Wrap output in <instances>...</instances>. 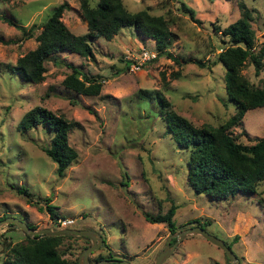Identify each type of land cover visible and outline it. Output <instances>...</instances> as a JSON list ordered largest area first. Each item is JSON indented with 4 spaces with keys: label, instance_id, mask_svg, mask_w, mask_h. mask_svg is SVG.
Instances as JSON below:
<instances>
[{
    "label": "rangeland",
    "instance_id": "374dc122",
    "mask_svg": "<svg viewBox=\"0 0 264 264\" xmlns=\"http://www.w3.org/2000/svg\"><path fill=\"white\" fill-rule=\"evenodd\" d=\"M62 1L67 6L61 21L73 33H83L78 0H0V16L14 22L0 19V216L19 218L34 228H54L55 218L44 207L48 197L57 217L74 219L67 227L101 235L103 241L88 254L89 263L108 257L121 264H152L169 232L164 222H148L143 213H162L173 204L174 232L199 218L206 221L207 232L230 244L240 264H264V181L251 195L210 200L195 193L186 179L187 150L176 145L159 115L147 112L138 96L142 89L159 91L172 110L196 126L223 122L234 108L226 99L224 68L215 62L226 37L214 26L221 29L239 16L237 1L122 0L129 10L146 7L163 15L171 31L166 49L177 61L157 54L138 69L124 67V60L139 48L157 50L152 38L140 36L132 26L119 28L108 39L92 40L89 57L59 52L61 61L100 76L95 95L65 89L61 80L70 69L62 63L45 61L43 79L36 83L20 81L5 67L35 46L40 23ZM179 1L193 9L196 21L179 9ZM241 1L249 10L256 49L264 40V0ZM30 25L32 35L22 36L19 26L26 30ZM240 72L249 83L261 85L264 56L257 74L248 59ZM33 105L79 123L67 134L77 156L62 177L41 149L51 133L40 125L23 131L16 127ZM227 131L242 143L264 136V105L246 109ZM24 234L14 225L0 226V263L5 243L22 240ZM89 242L74 235L58 248L66 247L63 256L73 258ZM225 257L219 247L191 233L160 264H231Z\"/></svg>",
    "mask_w": 264,
    "mask_h": 264
},
{
    "label": "trees",
    "instance_id": "16d2710c",
    "mask_svg": "<svg viewBox=\"0 0 264 264\" xmlns=\"http://www.w3.org/2000/svg\"><path fill=\"white\" fill-rule=\"evenodd\" d=\"M78 1L81 18L85 21V31L75 34L61 21L60 16L67 6L66 2L62 1L54 6L34 34L35 46L18 55L13 64H5L20 81H41L45 61L51 60L56 64H65L70 69L61 80L65 89L84 95L97 94L101 86L100 76L87 75L78 67L61 61L57 54L65 51L89 57L92 55V40L99 36L108 39L119 28L127 26H132L140 36L152 38L157 54H164L177 61L166 49L171 31L162 14H153L146 7L129 10L122 0H96L94 5L89 0ZM236 1L240 7L239 16L221 29L214 26L215 31L219 30L226 37L227 44L216 53L215 62L221 63L224 68V91L226 99L234 108L223 122L196 126L172 110L169 101L159 91L147 93L142 89L138 94L142 104L148 109L147 112L152 113L154 110L163 121L165 132L179 148L187 150L186 179L192 190L203 193L210 200L226 199L237 193L251 195L256 192V185L264 181V136L255 138L251 143H242L227 131L230 126L238 123L246 109L264 105V78L261 79V85L257 86L249 83L240 72L245 59L252 64L254 73L259 72L264 56V40L255 49L249 10L241 0ZM178 6L191 20L196 21L192 8L182 1L178 2ZM0 19L14 25L12 20L4 16H0ZM19 28L22 36L29 37L34 26L30 25L26 30L22 26ZM196 62L201 64L200 61ZM127 64L128 60H124V67ZM36 125L51 133L48 142L41 149L55 163L57 177H62L67 166L77 156L76 150L67 142V134L72 128L78 127L79 123L43 106L33 105L22 113L16 127L23 131ZM45 199L44 207L49 218L56 219L53 209L55 206L48 203V197ZM174 208L170 204L162 213L144 212L143 216L148 222H164L168 232L172 233L176 230L172 220ZM2 217L4 215L0 216ZM190 222L202 227L206 223L199 218ZM28 225L35 227L31 223ZM70 237L72 236L24 234L22 240L5 243L0 264H77L76 256H63L66 247L58 248L64 238ZM173 239L172 237L170 242ZM226 244L230 247L229 243ZM100 259L110 260L105 264H121L108 257ZM225 259L228 260L226 257Z\"/></svg>",
    "mask_w": 264,
    "mask_h": 264
},
{
    "label": "water",
    "instance_id": "95a60500",
    "mask_svg": "<svg viewBox=\"0 0 264 264\" xmlns=\"http://www.w3.org/2000/svg\"><path fill=\"white\" fill-rule=\"evenodd\" d=\"M3 224L14 225L21 229L27 236L33 235H68V236H84L89 239V244L86 245L77 256V264H105L110 261L109 259H99L95 262H88V254L98 247V245L103 241L101 235L95 230L88 228H72V227H61V228H51V227H40L33 228L30 227L26 221L13 216H5L0 218V226ZM196 233L207 239L209 242L213 243L219 247L226 258L231 262V264H240L238 257L234 254L232 249L225 243L223 239H220L213 234L207 232L202 226L195 224L192 226H187L180 229L177 232L169 233L165 240L164 248L158 253L152 264H160L172 251L175 243L184 237L186 234ZM174 238L170 242L171 238ZM123 264H127L123 262Z\"/></svg>",
    "mask_w": 264,
    "mask_h": 264
},
{
    "label": "built area",
    "instance_id": "2783aa9c",
    "mask_svg": "<svg viewBox=\"0 0 264 264\" xmlns=\"http://www.w3.org/2000/svg\"><path fill=\"white\" fill-rule=\"evenodd\" d=\"M157 55V50L155 49H147V48H139L137 52H135V55H131L128 57V64L127 67L129 69H138L142 67L145 63L148 61L154 59ZM74 222V219L72 218H66L57 217L55 219V222L53 224L54 228H61V227H67V225L72 224Z\"/></svg>",
    "mask_w": 264,
    "mask_h": 264
},
{
    "label": "flooded vegetation",
    "instance_id": "af4514ba",
    "mask_svg": "<svg viewBox=\"0 0 264 264\" xmlns=\"http://www.w3.org/2000/svg\"><path fill=\"white\" fill-rule=\"evenodd\" d=\"M99 259H100V258L95 259L94 262L97 261V260H99ZM112 260H113V259H112ZM117 261H118V260H117ZM106 263H107V262H106Z\"/></svg>",
    "mask_w": 264,
    "mask_h": 264
}]
</instances>
